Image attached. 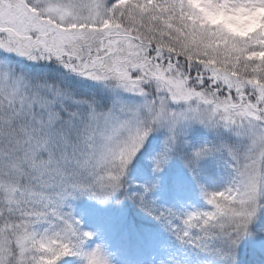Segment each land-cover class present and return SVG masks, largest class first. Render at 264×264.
Masks as SVG:
<instances>
[{
    "label": "snow or ice",
    "instance_id": "1",
    "mask_svg": "<svg viewBox=\"0 0 264 264\" xmlns=\"http://www.w3.org/2000/svg\"><path fill=\"white\" fill-rule=\"evenodd\" d=\"M0 264H264V0H0Z\"/></svg>",
    "mask_w": 264,
    "mask_h": 264
}]
</instances>
